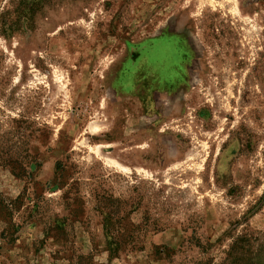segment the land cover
<instances>
[{"label":"rangeland","instance_id":"374dc122","mask_svg":"<svg viewBox=\"0 0 264 264\" xmlns=\"http://www.w3.org/2000/svg\"><path fill=\"white\" fill-rule=\"evenodd\" d=\"M241 236L227 262L264 264V0H0V264Z\"/></svg>","mask_w":264,"mask_h":264},{"label":"trees","instance_id":"16d2710c","mask_svg":"<svg viewBox=\"0 0 264 264\" xmlns=\"http://www.w3.org/2000/svg\"><path fill=\"white\" fill-rule=\"evenodd\" d=\"M242 240H244L243 239V236H241V237H236L234 240H233V242L231 243V245L229 246V249H228V252H227V256L223 259V261H222V263L221 264H230V263H228L227 261H231V263H232V252L236 249V248H238V247H240V246H238V244L242 241ZM112 252H115V251H112ZM231 259V260H230Z\"/></svg>","mask_w":264,"mask_h":264},{"label":"bare ground","instance_id":"6f19581e","mask_svg":"<svg viewBox=\"0 0 264 264\" xmlns=\"http://www.w3.org/2000/svg\"><path fill=\"white\" fill-rule=\"evenodd\" d=\"M95 131V130H94ZM97 132V131H96Z\"/></svg>","mask_w":264,"mask_h":264}]
</instances>
